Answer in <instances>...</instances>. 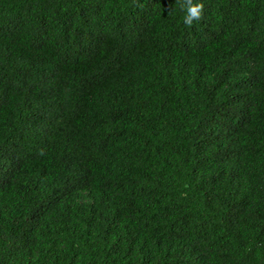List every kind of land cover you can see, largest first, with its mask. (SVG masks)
Here are the masks:
<instances>
[{
  "label": "trees",
  "instance_id": "16d2710c",
  "mask_svg": "<svg viewBox=\"0 0 264 264\" xmlns=\"http://www.w3.org/2000/svg\"><path fill=\"white\" fill-rule=\"evenodd\" d=\"M202 2L0 0V264H264V0Z\"/></svg>",
  "mask_w": 264,
  "mask_h": 264
},
{
  "label": "clouds",
  "instance_id": "9594fccd",
  "mask_svg": "<svg viewBox=\"0 0 264 264\" xmlns=\"http://www.w3.org/2000/svg\"><path fill=\"white\" fill-rule=\"evenodd\" d=\"M180 11L183 13L181 19L185 27H192L194 22L204 19L205 4L202 0H176ZM174 11V9L170 10ZM41 154H43L41 152Z\"/></svg>",
  "mask_w": 264,
  "mask_h": 264
}]
</instances>
